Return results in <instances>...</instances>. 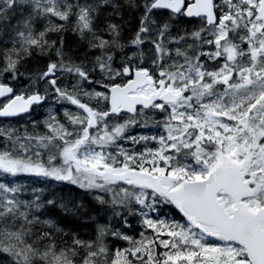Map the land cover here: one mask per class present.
Instances as JSON below:
<instances>
[{
	"label": "snow or ice",
	"instance_id": "obj_1",
	"mask_svg": "<svg viewBox=\"0 0 264 264\" xmlns=\"http://www.w3.org/2000/svg\"><path fill=\"white\" fill-rule=\"evenodd\" d=\"M0 264H264V0H0Z\"/></svg>",
	"mask_w": 264,
	"mask_h": 264
},
{
	"label": "trees",
	"instance_id": "obj_2",
	"mask_svg": "<svg viewBox=\"0 0 264 264\" xmlns=\"http://www.w3.org/2000/svg\"><path fill=\"white\" fill-rule=\"evenodd\" d=\"M67 44L70 47H75V41H74V38L71 35H69L68 38H67Z\"/></svg>",
	"mask_w": 264,
	"mask_h": 264
}]
</instances>
